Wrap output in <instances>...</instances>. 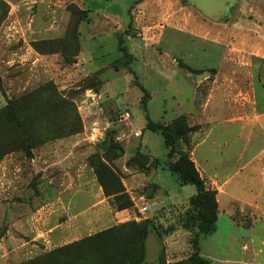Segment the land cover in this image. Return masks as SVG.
<instances>
[{"label": "rangeland", "instance_id": "1", "mask_svg": "<svg viewBox=\"0 0 264 264\" xmlns=\"http://www.w3.org/2000/svg\"><path fill=\"white\" fill-rule=\"evenodd\" d=\"M0 1L8 7L0 27V110L10 101L33 94L29 110L23 112L16 126L0 125V153L9 151L0 161V264H101L99 252L115 254L122 247L123 235L114 229L128 223L140 225L146 220L159 233L158 260L151 264H187L194 234L185 228L187 202L196 191L190 184H178L176 176L163 168L167 149L162 136L146 128L145 115L164 125L184 116L189 125L193 120L205 119L189 116L197 111L191 102L201 101L202 96L206 107L209 102L206 116L211 126V120L227 118L234 111L226 107L216 114V99L228 101L224 91L242 94L236 113H243V83L237 77L231 78L238 81L231 86L227 72L264 70V62L259 57L254 60L245 51L248 39L264 41V0H234L229 4L230 17L216 22L189 7L186 18L190 30L199 34L197 37L181 36L180 40L170 35L173 31H167L160 35L159 44L150 49L149 55L141 53L140 47L132 54L135 59L130 60L129 70L133 75L128 69H118L87 77L77 72H24L20 59L22 53L26 54L25 45L45 40L43 32L50 27L59 33L46 38L59 35V41L72 31L81 13L73 0ZM82 1L91 11L92 20L110 14L126 21L127 10L139 0ZM84 27L81 60L86 66L114 63L122 67L117 65L122 64V55L115 39L107 36L106 43L96 45ZM125 34L126 31L122 36ZM131 34L129 31L128 36ZM125 47L129 51L130 43L125 41ZM255 47L261 48L259 42ZM66 50L67 46L58 43V51ZM53 55H58V65L64 67L61 52L44 56ZM135 82L149 94L145 98L147 114L140 104L143 94ZM256 89L261 113L264 99L261 89ZM124 112L129 119L122 120ZM109 132H114L112 145L104 151L102 146ZM235 132L236 128L229 133ZM219 136L215 126L211 140L200 148L198 157L209 156L216 163V158L225 153L234 155L239 143L227 135ZM216 144L220 152H216ZM223 145H231V150ZM135 154L147 156L148 160L136 161ZM152 160L161 164L156 171ZM151 182L158 186L157 190ZM129 203L131 207L120 210ZM143 207H147L145 212ZM120 211L128 212L127 221L106 223L110 214ZM243 234L240 228L233 237L234 256L240 254L237 247ZM253 238L254 248L261 251L257 260L262 262L264 247L260 240L264 232L253 233ZM89 239L93 241L76 247L77 253L68 250L72 244ZM228 239L224 235L216 239V231L201 236L200 256L216 259V242L223 245ZM212 261L216 264V260Z\"/></svg>", "mask_w": 264, "mask_h": 264}, {"label": "crops", "instance_id": "2", "mask_svg": "<svg viewBox=\"0 0 264 264\" xmlns=\"http://www.w3.org/2000/svg\"><path fill=\"white\" fill-rule=\"evenodd\" d=\"M73 2L81 11L87 13V20L80 22L77 27L80 51L74 57V62L61 67L58 65V55L47 57L34 51L30 45H25L26 54L22 53L20 55L24 72H77L85 77L93 74L99 75L101 74L100 72H105L106 70L116 72L120 69L128 72L124 67H118L115 70L114 63L108 66H86L81 60L83 54L81 47V29L84 25H86L84 27L86 29L85 32L90 33V41L102 46V44L106 43L107 36H109L111 39H115L117 49L118 36L122 35L130 25L135 37L126 36L125 41L130 43L131 47L128 52L132 56L133 61L135 58L132 54L138 51L139 47L141 53L149 55L150 49H153L159 44L160 41L158 39L160 35L165 34L167 31H173L170 32V35L179 36V39L181 36L197 37L199 35L190 30L191 27H189L186 18L188 16L187 14H189L187 12L189 7H184L180 0L136 1L127 10L126 21L119 15L114 16L110 14H102L98 16L96 21L92 20L90 17L91 11L86 9L82 0H73ZM51 13H56V10H51ZM57 31L58 29L50 27V29L43 32V39H56L59 35L53 38H46V36L59 33ZM158 31H160L159 34ZM61 32L63 33V31ZM248 40L249 42H247V47L245 48L248 56L254 57V60H257V57H259V60L264 62V41H259L256 38H250ZM178 42L174 41V43ZM258 42L261 46L259 50L255 47V43ZM23 51L24 49L22 48ZM99 56L103 58L101 54ZM49 61L53 62L51 63L52 65ZM252 62L253 59L247 63V66L248 64H252ZM227 73V76L230 78L228 83L231 86L238 81L243 83L246 98L242 109L245 111L238 115L236 113L237 106L241 105V101L238 98L242 95L240 92L237 94L234 91L228 93L224 91L223 96L228 101H222V98L220 101L216 99V106H214L216 108V114L220 113V109L226 107L233 108L234 111L227 118L221 116V119H217L216 117V120H211L212 125L209 126L211 122L210 119L207 120L206 116V109H208L209 102L206 107L205 101H202V96H200L201 101L193 99L191 103L197 111L195 114L193 113V115L190 114L189 116L196 115L198 119L204 116L205 119L197 120V122L193 120L192 123H189L190 127H198V129L189 135L188 144L184 146L201 178L210 189L216 191V239L221 237V235H224L226 238L229 237L227 244L218 245V242H216V259H210V257H205V259L209 260L211 264H213L212 260H216V264H264V260L262 262H258L257 260L258 254L261 251L254 248L255 242L253 238V233H258L260 230L264 232V110L261 113L258 112V93L256 89V86L261 89V96L264 99V70H261V72ZM236 77L239 78L238 81L231 79ZM240 78L244 79L240 80ZM194 88V90L199 89L198 87ZM196 91L195 93H197ZM152 97L151 95L150 100ZM213 99L215 98L211 100ZM226 104L228 105L226 106ZM215 126L216 135H220L219 137L227 135V137H231L239 143V148L236 149L234 155L230 156L225 153L221 155L220 159L216 158V163L209 156H204V158L198 157L200 155L198 154L200 148L204 147L211 140ZM235 128L238 133L230 134L229 132ZM133 134L138 133L135 131ZM195 135L196 138H193ZM137 137H139V134ZM243 142L245 143L243 144ZM231 145L230 147L223 145V147L225 146V149L231 150ZM219 148L221 147L216 144V152H220ZM125 156L129 158L128 155ZM151 185L156 190L158 189L157 185L153 183ZM103 202L107 203L106 199H103ZM128 217L127 211H120L114 213V215L110 214L109 218L105 221L106 223H121L127 221ZM240 228L244 231V234L241 235L242 237L237 247L240 251L237 257L232 254L236 250V246L233 244V237L239 232ZM260 244L264 247V239L260 240ZM228 251L232 253L228 255ZM222 253H225V255Z\"/></svg>", "mask_w": 264, "mask_h": 264}, {"label": "trees", "instance_id": "3", "mask_svg": "<svg viewBox=\"0 0 264 264\" xmlns=\"http://www.w3.org/2000/svg\"><path fill=\"white\" fill-rule=\"evenodd\" d=\"M7 15L8 7L4 2L0 1V27L6 20ZM86 20L87 13L85 11H81L80 16L76 18L75 22H73L72 31L68 32L62 41L53 39L32 42V49L41 55L56 54L61 52V55L59 56L62 58L64 65L72 64L74 62V57H76L80 51L77 27L80 22ZM129 31H132L131 36L135 37L133 29L130 25L126 30L125 36H128ZM125 36H118V51L122 55V64L117 65H122V67L128 69V71H130L129 73L133 75V71L129 70L132 56L125 47ZM58 43H62V46H67L66 52L58 51ZM70 52H72V54H69ZM118 62L120 63V61ZM117 69L118 68L115 65V70ZM135 85L143 94L140 104L144 113L147 114L145 98H148L149 94L141 86V84L135 82ZM32 97L33 94H30L29 96H23L17 100L10 101L5 108L0 110V125L4 127H12L13 125L16 126V122L23 115V112L29 110V102ZM145 117L146 128L151 132L159 133L162 136L164 146L167 149V161L165 162L163 168H165L170 174L176 176L178 184H190L194 186L196 191L195 195L187 202L188 217L185 220V228L187 230L194 231L190 241L192 253L188 257L187 264H211L209 260L200 256L199 238L201 236L211 235L216 230V191L210 189L206 185L205 181L196 170L194 163L191 161L188 151L184 148L187 144L188 136L195 130V127H190L184 116L177 117L167 125L154 123L149 120L147 115H145ZM8 152L9 151H1L0 161L3 156L8 154ZM135 155H137L134 158L136 161L140 158L148 160L146 158L147 156H143L142 154ZM151 163L152 168L154 169L161 166L157 160H152ZM100 168L103 169L102 166ZM129 207H131L130 203L126 207L120 208V210H125ZM114 230L123 235L121 242L122 247H120L119 250H116L115 254L107 250L99 252L98 255L102 256L103 263L101 264H143L145 259V240L148 234L152 233L156 239L159 238V233L150 220H146L140 225L130 223L124 224ZM92 241V239H89L86 242L72 244L68 247V250H74V252L77 253L76 250L78 247ZM93 262H96L95 258Z\"/></svg>", "mask_w": 264, "mask_h": 264}, {"label": "water", "instance_id": "4", "mask_svg": "<svg viewBox=\"0 0 264 264\" xmlns=\"http://www.w3.org/2000/svg\"><path fill=\"white\" fill-rule=\"evenodd\" d=\"M234 3V0H184L182 5L197 11L205 19L212 22L220 20L225 15V6ZM114 132L106 135V140L102 146L104 151L111 148ZM159 243L154 234L149 233L145 240V264H151L158 260Z\"/></svg>", "mask_w": 264, "mask_h": 264}, {"label": "flooded vegetation", "instance_id": "5", "mask_svg": "<svg viewBox=\"0 0 264 264\" xmlns=\"http://www.w3.org/2000/svg\"><path fill=\"white\" fill-rule=\"evenodd\" d=\"M231 8H232V5H226V6H225L226 12H225V15H224L223 18H225V17H226V18L230 17L231 14H229V13H231Z\"/></svg>", "mask_w": 264, "mask_h": 264}, {"label": "built area", "instance_id": "6", "mask_svg": "<svg viewBox=\"0 0 264 264\" xmlns=\"http://www.w3.org/2000/svg\"><path fill=\"white\" fill-rule=\"evenodd\" d=\"M123 117H122V120H127V119H129V114L128 113H124L123 115H122ZM138 136V134H135V137H137ZM147 210V207H143L142 208V212H145Z\"/></svg>", "mask_w": 264, "mask_h": 264}]
</instances>
